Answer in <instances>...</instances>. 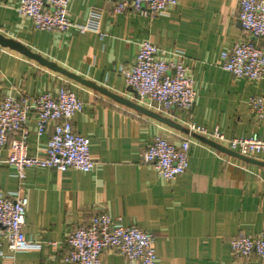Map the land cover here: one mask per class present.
Returning <instances> with one entry per match:
<instances>
[{
    "label": "crops",
    "instance_id": "obj_1",
    "mask_svg": "<svg viewBox=\"0 0 264 264\" xmlns=\"http://www.w3.org/2000/svg\"><path fill=\"white\" fill-rule=\"evenodd\" d=\"M17 4L0 0V34L44 59L156 112L138 99L118 71L135 61L140 42L148 40L160 49V57L188 68L195 99L191 109L160 113L178 125L174 127L0 45V100L6 95L19 99L54 94L70 83L82 102L72 127L88 138L95 161L87 172L29 166L21 180L12 165H0V191L20 188L27 197L22 231L37 244L10 251L1 241L0 264H61L67 233L99 212L150 232L154 264H264L255 254L235 258L229 247L240 233L264 234V151L241 159L202 137L226 147L224 143L191 133L187 169L174 180L162 178L141 160L155 136L178 144L190 123L208 133L217 129L228 138H264V115L258 117L248 105L251 96H264V75L251 81L220 65V53L244 35L237 18L239 0H177L154 18L131 9L116 13L108 0H69L67 17L75 24H85L92 7L101 10L102 36L74 26L65 31L35 29L30 18L17 12ZM260 43L264 47V40ZM26 125L27 153L42 156L52 127L37 134L31 111ZM7 154L4 149L2 157ZM101 264L134 263L107 249Z\"/></svg>",
    "mask_w": 264,
    "mask_h": 264
},
{
    "label": "built area",
    "instance_id": "obj_2",
    "mask_svg": "<svg viewBox=\"0 0 264 264\" xmlns=\"http://www.w3.org/2000/svg\"><path fill=\"white\" fill-rule=\"evenodd\" d=\"M114 12L127 9L154 18L177 0H108ZM69 0H18L17 12L30 18L33 27L40 30L65 31L77 27L80 31L99 30L101 10L92 7L85 24H75L67 17ZM237 18L243 36L236 39L229 49L220 53L222 69L237 77L258 81L264 75V0H239ZM160 49L148 40L139 44L135 61L129 66H120L118 71L126 84L133 88L139 100H143L158 113L172 109L188 110L194 104L195 90L188 68L181 62L159 56ZM249 109L258 117L264 115V96L253 95L248 100ZM82 102L66 83L56 93L49 92L14 98L9 95L0 100V165L8 163L21 180L29 166L53 167L65 173L70 169L84 172L95 165L89 152L88 138L76 133L72 119L81 111ZM36 117V132L42 134L48 127L52 132L42 156L29 155L27 144L29 129L26 125L29 112ZM188 134L178 144L155 136L142 151L141 160L166 180H174L185 172L188 151L192 142L191 133L224 143L230 150L250 156L264 151V138L256 134L241 137H226L223 132L206 129L193 123L188 125ZM13 134L12 138L9 135ZM6 149V158L2 151ZM27 197L20 188L0 191V243L5 240L10 251L17 248L37 246L25 237L22 227L25 222ZM154 237L139 227L121 225L107 212L93 215L86 223L71 229L65 243L68 250L61 264H101V253L116 250L129 263L154 264L156 254ZM230 251L235 258H246L255 254L264 261V234L240 233L229 241Z\"/></svg>",
    "mask_w": 264,
    "mask_h": 264
},
{
    "label": "water",
    "instance_id": "obj_3",
    "mask_svg": "<svg viewBox=\"0 0 264 264\" xmlns=\"http://www.w3.org/2000/svg\"><path fill=\"white\" fill-rule=\"evenodd\" d=\"M238 23L240 24V21H238ZM0 45L2 46H7V47H10L12 49H15L21 53H23L24 55L30 57V58H33L37 61H39L40 63L42 64H45L47 66H49L50 68L54 69V70H57V71H60L64 74H66L67 76L81 82V83H84V84H87V85H90L91 87H94L106 94H108L109 96H111L112 98H114L115 100L121 102V103H124L142 113H145L147 115H150L156 119H158L159 121H162V122H165L169 125H172L174 127H178L177 124L173 123L172 121H170L168 118L162 116L160 113L158 112H154V111H151L149 109H147L146 107L134 102V101H129L125 98H122V97H119L113 93H110L109 91L103 89L102 87H99L97 85H95L94 83H91L90 81H87V80H84L82 79L80 76L72 73V72H69L67 71L66 69L56 65L55 63L51 62V61H48L46 59H44L43 57H41L40 55H38L37 53H33L31 52L27 47H25L23 44L11 39V38H8V37H5L3 36L2 34H0ZM203 140H205L206 142H208L209 144H211L212 146H214L215 148H217L218 150L222 151V152H225L229 155H233V156H236V157H239L241 159H246V160H250L249 158H247L246 156L244 155H241L240 153L236 152V151H233V150H230L216 142H213L212 140L210 139H207V138H204L202 137Z\"/></svg>",
    "mask_w": 264,
    "mask_h": 264
}]
</instances>
